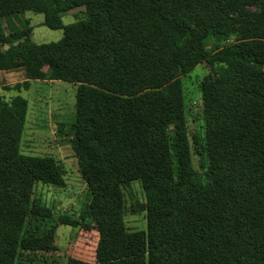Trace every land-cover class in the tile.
I'll return each mask as SVG.
<instances>
[{
  "label": "trees",
  "instance_id": "trees-1",
  "mask_svg": "<svg viewBox=\"0 0 264 264\" xmlns=\"http://www.w3.org/2000/svg\"><path fill=\"white\" fill-rule=\"evenodd\" d=\"M26 12L62 37L33 42ZM209 40L224 46L210 53ZM198 65L202 137L189 132L181 81ZM0 68L24 70L17 93L76 86L70 144L89 195L78 219L32 197L37 182L62 185L63 167L21 153L27 99L0 96V264L53 251L59 225L97 233L93 264H264V0H0ZM132 181L142 231L123 223ZM33 219L55 222L32 234Z\"/></svg>",
  "mask_w": 264,
  "mask_h": 264
},
{
  "label": "rangeland",
  "instance_id": "rangeland-1",
  "mask_svg": "<svg viewBox=\"0 0 264 264\" xmlns=\"http://www.w3.org/2000/svg\"><path fill=\"white\" fill-rule=\"evenodd\" d=\"M22 19L32 27L31 40L37 44L56 42L63 35L62 29L52 30L42 24L43 14L26 12ZM75 20L73 15H65L62 18L64 25ZM3 26L7 32L5 23ZM223 46L224 43L215 44L209 40L206 49L212 53ZM207 72L204 65H198L181 77L189 132L201 137L205 130L200 113L202 105L200 83ZM25 80L23 69L0 68V96L9 100L20 94L28 102L20 151L26 155L49 156L60 162L63 167L62 185L37 182L34 185L32 197L41 205L48 207L55 217L67 215L78 219L89 195L70 144L75 116L76 86L64 81H31L27 91L22 90L17 93L9 89L14 84ZM192 162L197 171L203 170L205 163L202 156L194 152ZM124 194V227L128 231L145 230L146 217L142 209L145 197L140 183L132 181L124 190ZM54 222V220H28L25 230L32 234L46 232ZM97 239L98 235L95 231H83L79 228L59 225L55 231L53 251L22 252L16 264H67L69 258L93 264Z\"/></svg>",
  "mask_w": 264,
  "mask_h": 264
},
{
  "label": "water",
  "instance_id": "water-1",
  "mask_svg": "<svg viewBox=\"0 0 264 264\" xmlns=\"http://www.w3.org/2000/svg\"><path fill=\"white\" fill-rule=\"evenodd\" d=\"M85 12L86 11V6L85 5H79V6H76L74 8H71L70 10H68L67 14L68 15H74V14H77L79 12ZM145 208V204L142 205V209Z\"/></svg>",
  "mask_w": 264,
  "mask_h": 264
}]
</instances>
